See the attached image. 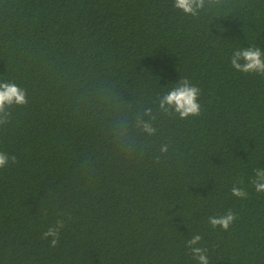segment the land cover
<instances>
[{"label":"trees","instance_id":"1","mask_svg":"<svg viewBox=\"0 0 264 264\" xmlns=\"http://www.w3.org/2000/svg\"><path fill=\"white\" fill-rule=\"evenodd\" d=\"M172 5L0 0V82L28 99L0 124V264H197L194 234L209 264H264V77L229 60L264 50V0ZM183 77L202 106L185 120L159 106ZM229 209L228 230L208 223Z\"/></svg>","mask_w":264,"mask_h":264},{"label":"clouds","instance_id":"2","mask_svg":"<svg viewBox=\"0 0 264 264\" xmlns=\"http://www.w3.org/2000/svg\"><path fill=\"white\" fill-rule=\"evenodd\" d=\"M219 0H208L211 5L218 3ZM173 8L182 10L185 14L197 15L198 10L205 7V0H173ZM231 67L240 73H255L264 77V50L261 47L252 44L247 47H237L233 49L229 57ZM201 94L199 86L193 84L188 77L180 78L169 88L160 98V109L168 113L169 109L174 112L179 119L196 117L201 114L202 106L198 102ZM28 99L24 89L15 83L0 82V124L7 122L9 113L5 112L6 107L13 104L25 105ZM150 111V110H146ZM144 131L152 134L155 129L149 122H143ZM168 146L163 145L161 152H167ZM14 156H9L0 152V168L5 167L11 160L15 162ZM249 183L256 193H264V167H257L252 170V176ZM231 195L241 200L247 199L248 191L244 187L233 184L230 189ZM237 218L236 213L229 209L226 213L219 216H209L208 223L216 228L220 226L223 230H228L230 225ZM64 227V221L57 219L55 223L49 226L41 235L42 239H48L50 247H55L59 241L60 231ZM202 237L200 234H194L185 243L191 256L197 261V264H209L207 249L200 246Z\"/></svg>","mask_w":264,"mask_h":264}]
</instances>
